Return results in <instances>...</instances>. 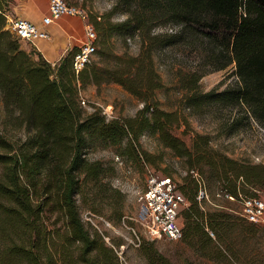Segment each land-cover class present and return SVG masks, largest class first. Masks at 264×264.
<instances>
[{"label": "trees", "instance_id": "trees-1", "mask_svg": "<svg viewBox=\"0 0 264 264\" xmlns=\"http://www.w3.org/2000/svg\"><path fill=\"white\" fill-rule=\"evenodd\" d=\"M13 1L0 0V95L5 126L23 129L26 136L11 142L0 130V264H57L60 246L45 226L47 213L63 217L61 237L77 248L79 263L118 264L114 250L96 231L92 234L85 228L77 197L89 185L104 190L102 181L112 171L101 161L86 159L92 141L120 148L122 156L136 163L153 165L152 157L139 150L145 134L185 159L188 170L177 188L189 203L179 213L184 220L182 239L196 233L210 243L205 232L209 228L221 241L219 232L230 216L222 211L206 213L197 200L199 192L219 189L236 202L241 197L259 198L264 164L235 160L211 149L207 136L196 135L190 149L175 137L171 126L180 118L159 107L156 92L164 85L152 57L166 48L195 44L217 63L215 71L234 63L237 84L223 91L197 92L200 77L192 74L186 106L238 108L241 118L231 122L233 132L244 120L264 126V0H117L111 10L88 21L104 62L87 64L79 73L72 68L75 46L55 66L21 48V42L5 30ZM120 15L125 19L114 22ZM160 27L177 30L156 33ZM135 36L140 41L138 55L111 51L113 37ZM107 84L120 86L142 104L134 117L108 119L101 109L88 114L82 109L79 89ZM241 223L245 231L263 228ZM145 243L142 254L149 264H172Z\"/></svg>", "mask_w": 264, "mask_h": 264}, {"label": "rangeland", "instance_id": "rangeland-1", "mask_svg": "<svg viewBox=\"0 0 264 264\" xmlns=\"http://www.w3.org/2000/svg\"><path fill=\"white\" fill-rule=\"evenodd\" d=\"M64 1L83 10L87 21L102 16L117 2V0ZM8 13L9 10L7 15ZM12 18L9 14L7 22ZM124 19L125 17L120 15L113 21L121 22ZM165 29L160 27L156 33H164ZM172 29L177 30L173 27ZM27 43L21 41V45L28 48L26 52L39 54L34 45ZM109 45L111 51L118 56L123 54L136 56L140 51L138 36L113 37ZM100 50L101 46L96 44V53L90 59L88 66H100L104 62V59L102 60L98 55ZM206 54L195 44L170 47L153 54L154 67L164 85L163 89L156 92L159 107L165 112H175L178 119L180 118L179 122L172 124V134L189 149L196 135L207 136L211 149L235 160L264 164V126H260L252 119L244 120L243 126L233 132L231 122L239 121L241 118V111L238 108L204 105L194 109L186 106V100L190 97L188 92L190 87L187 82L192 74L200 77L196 85V91L199 93L212 90L219 92L234 88L237 84V78L233 75L234 63L224 70L215 71L217 63L210 62ZM78 102L87 114L91 113L93 108H98L108 119L132 118L142 108V104L136 98L115 84L100 87L89 85L80 88ZM0 130L11 142L24 140L26 136L23 129L16 130L5 126L1 95ZM139 150L152 157L153 165L136 163L122 156L120 148L104 147L101 143L92 141L86 159L90 162L101 161L112 171L102 181L105 191L94 189L89 185L84 187L82 194L77 197L80 218L85 228L92 234L96 231L106 246L114 250L118 264H149L142 254L143 242L151 244V248L172 264H264V224L260 226L263 228L245 231L246 228L241 223L244 220L239 215L241 204L223 198L219 189L206 192L208 201L205 197L199 196L197 200L208 214L222 211L230 216L225 229L219 232L221 241L209 228H206L205 232L212 239L210 243H205L207 237L196 233L189 234L185 238L183 236L180 241H172L164 237L152 239L147 232L146 224L139 217V197L145 191L147 180L150 176L166 177L179 188L188 169L184 158L177 157L171 150L161 146L154 136L146 134L141 136ZM166 173L170 176H166ZM194 174L193 172L192 175ZM201 192L203 195L206 194L204 191L199 193ZM257 194L264 202V191H259ZM186 206H189L187 200L181 210ZM182 220L183 217L180 216L178 224L181 228L184 224ZM64 222L63 217L56 213L44 215L47 230L60 246L57 248L56 262L81 264L78 261L77 248L64 242L61 237L65 232ZM117 243L123 245L117 247L115 245Z\"/></svg>", "mask_w": 264, "mask_h": 264}, {"label": "built area", "instance_id": "built-area-1", "mask_svg": "<svg viewBox=\"0 0 264 264\" xmlns=\"http://www.w3.org/2000/svg\"><path fill=\"white\" fill-rule=\"evenodd\" d=\"M66 17H76L85 23L83 35L75 45L77 51L72 62L73 70L75 73H79L89 64L96 52V32L93 25L87 21L83 10L68 5L64 0H47V12L41 17V27H37L26 19L12 18L8 20L6 29L20 42L35 45L37 41L49 40L47 28ZM172 31L171 28L165 29V32L168 33H172ZM191 173L193 174V172ZM194 176L197 175L194 174ZM204 195L202 192L199 193L200 198L205 197L208 201L207 194ZM222 197L228 201L235 200L227 194ZM139 203L140 220L146 224L147 232L152 239L163 237L172 241L182 239V228L179 226L178 220L182 207L186 205V200L170 178L150 176L145 191L139 197ZM239 203L241 204L240 217L251 224H264L263 201L256 197H241Z\"/></svg>", "mask_w": 264, "mask_h": 264}, {"label": "crops", "instance_id": "crops-1", "mask_svg": "<svg viewBox=\"0 0 264 264\" xmlns=\"http://www.w3.org/2000/svg\"><path fill=\"white\" fill-rule=\"evenodd\" d=\"M47 12V0H14L9 6V14L13 18L30 21L41 27V17ZM84 22L76 17L63 18L47 28L49 40L37 41L31 45L50 64H57L61 58L74 47L83 35ZM27 43V42H25ZM28 44V43H27ZM21 48L27 51L26 46Z\"/></svg>", "mask_w": 264, "mask_h": 264}]
</instances>
